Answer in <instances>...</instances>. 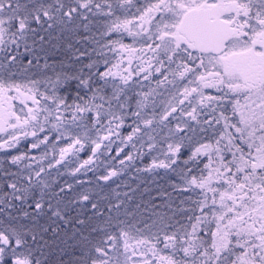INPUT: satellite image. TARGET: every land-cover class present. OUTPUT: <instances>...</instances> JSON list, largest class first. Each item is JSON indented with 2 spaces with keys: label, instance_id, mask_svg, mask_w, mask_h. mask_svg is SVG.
<instances>
[{
  "label": "snow or ice",
  "instance_id": "obj_1",
  "mask_svg": "<svg viewBox=\"0 0 264 264\" xmlns=\"http://www.w3.org/2000/svg\"><path fill=\"white\" fill-rule=\"evenodd\" d=\"M0 264H264V0H0Z\"/></svg>",
  "mask_w": 264,
  "mask_h": 264
},
{
  "label": "flooded vegetation",
  "instance_id": "obj_2",
  "mask_svg": "<svg viewBox=\"0 0 264 264\" xmlns=\"http://www.w3.org/2000/svg\"><path fill=\"white\" fill-rule=\"evenodd\" d=\"M125 43H131V38L125 37Z\"/></svg>",
  "mask_w": 264,
  "mask_h": 264
}]
</instances>
